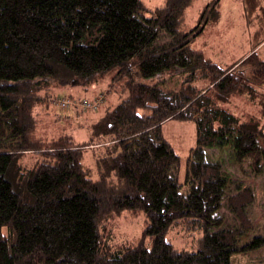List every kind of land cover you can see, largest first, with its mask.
I'll list each match as a JSON object with an SVG mask.
<instances>
[{"label": "trees", "instance_id": "trees-1", "mask_svg": "<svg viewBox=\"0 0 264 264\" xmlns=\"http://www.w3.org/2000/svg\"><path fill=\"white\" fill-rule=\"evenodd\" d=\"M194 1L149 10L141 0H0V264H230L264 247V236L240 243L254 230V188L223 175L246 161L247 178L264 172V40L251 34L238 62H212L191 46L222 4L208 2L191 26ZM257 1L242 0L245 21L257 9L264 19ZM113 73L126 94L90 125V140L63 125L42 130L39 116L61 98L54 87ZM173 74L187 76L178 88L158 83ZM239 95L259 96V113L230 110ZM168 120L195 126L184 159L164 139ZM124 212L144 218L141 238L111 244L108 225ZM181 224L201 232L196 251L166 240Z\"/></svg>", "mask_w": 264, "mask_h": 264}, {"label": "rangeland", "instance_id": "rangeland-1", "mask_svg": "<svg viewBox=\"0 0 264 264\" xmlns=\"http://www.w3.org/2000/svg\"><path fill=\"white\" fill-rule=\"evenodd\" d=\"M141 1L149 10L162 7L166 4V0ZM210 1H194L185 12V23L191 26L195 25L199 12ZM220 2L222 8L219 20L213 26L206 27L204 36L197 38L191 48L193 50H201L204 56L212 62L225 67L229 64L227 60L230 56L237 58V56L240 57L249 50L251 34L254 35L255 33V42L264 40V19H261L263 17L262 13L257 9L254 11V14H249L248 18L246 17V22L242 16V0H220ZM257 4L264 7V0H258ZM261 45H264V41ZM260 52L264 56V46ZM113 75L114 73L108 78L98 79L82 86L71 83L54 87L49 92V95L61 98L55 99L52 103L53 107L47 109L48 115L41 113L39 116L41 117L40 120H42L40 121L42 130L46 129L49 132H53L55 125H59V128L63 125L65 130L73 133L79 142L90 140L88 134L90 125L102 118L108 110L114 108L126 94V90L122 86L125 85L124 81L121 77H115L112 82L111 77ZM184 75H164L157 80L161 85H165L166 89L178 88L187 78ZM143 82L150 85L154 83V81L149 80ZM200 83L204 85L202 86L203 88L207 85L205 80H202ZM258 90L264 97V86L259 87ZM102 95L104 101L100 104L99 100ZM259 100H262L259 96L256 100L251 101L247 95H239L234 98L229 109L239 117L255 115L259 113ZM63 102L66 104V107L62 105ZM87 103L92 105L85 107L84 105H87ZM94 104L96 106L93 108ZM54 115H60L63 118L69 116L70 122H65L67 120L64 118L61 125L52 123L55 118ZM162 133L164 139L182 159L189 155V151L195 145V126L190 121L168 120L162 126ZM89 155L87 154L86 156L89 157ZM209 155L211 158H216L219 153L216 150H211L209 151ZM248 163L246 161L240 168L235 165H225L223 168V175L227 180L243 179L246 184H250L255 190L256 200L250 209L251 216L254 219V230L248 233L246 237L240 239V243H245L247 239L255 236H264V172L257 177L247 172V176L249 177L247 178L244 170L248 168ZM180 175L182 177L183 167ZM180 181H182L181 178ZM220 213L225 214L224 210H221ZM144 223L145 221L142 216L131 218L125 212L117 215L108 225V228L111 230L109 242L111 244L125 241L138 242L141 238ZM182 225L172 226L166 234V240L176 250L194 252L199 247L201 232L186 230ZM145 243H148L147 239H145ZM230 264H264V247L246 253L233 254Z\"/></svg>", "mask_w": 264, "mask_h": 264}, {"label": "crops", "instance_id": "crops-1", "mask_svg": "<svg viewBox=\"0 0 264 264\" xmlns=\"http://www.w3.org/2000/svg\"><path fill=\"white\" fill-rule=\"evenodd\" d=\"M263 46H264V45H261V46H260L261 49H262ZM261 49H260V50H261ZM247 52H248V51H247ZM247 52H246V53H247ZM246 53H245V54H246ZM245 54H242L240 57L237 56V58H234V57L230 56V57L228 58L227 62H228L229 64H232V63L238 62L242 57H244ZM229 64H228V65H229Z\"/></svg>", "mask_w": 264, "mask_h": 264}, {"label": "built area", "instance_id": "built-area-1", "mask_svg": "<svg viewBox=\"0 0 264 264\" xmlns=\"http://www.w3.org/2000/svg\"><path fill=\"white\" fill-rule=\"evenodd\" d=\"M62 105L65 106L66 104L63 102ZM91 105H92V104L87 103V105H84V106H85V107H87V106L89 107V106H91ZM95 106H96V105L94 104V105H93V108H94Z\"/></svg>", "mask_w": 264, "mask_h": 264}]
</instances>
